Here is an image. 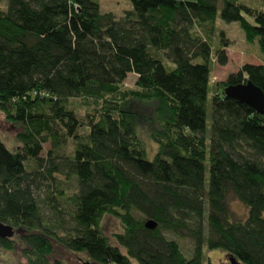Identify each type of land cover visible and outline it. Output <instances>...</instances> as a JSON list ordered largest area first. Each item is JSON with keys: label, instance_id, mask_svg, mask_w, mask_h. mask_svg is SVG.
<instances>
[{"label": "trees", "instance_id": "16d2710c", "mask_svg": "<svg viewBox=\"0 0 264 264\" xmlns=\"http://www.w3.org/2000/svg\"><path fill=\"white\" fill-rule=\"evenodd\" d=\"M130 2L118 16L99 0H0V111L19 128L15 150L0 135V222L21 229L30 264H62L55 243L94 264H204L206 249L264 264V115L225 94L249 80L264 91V61L212 82L229 59L220 20L264 51V0ZM129 73L135 87L124 86ZM154 102L149 157L134 105ZM68 140L73 150L54 155ZM55 174L75 177L76 192L51 185L40 198ZM231 195L245 219L232 216ZM105 215L122 223L116 245ZM167 233L192 240L193 254Z\"/></svg>", "mask_w": 264, "mask_h": 264}, {"label": "rangeland", "instance_id": "374dc122", "mask_svg": "<svg viewBox=\"0 0 264 264\" xmlns=\"http://www.w3.org/2000/svg\"><path fill=\"white\" fill-rule=\"evenodd\" d=\"M245 3L257 7L263 8V0H243ZM101 8L103 11H111L114 14L120 16L126 10L131 9L132 5L130 0H99ZM219 30H224L227 37L230 40V47L228 48V62L225 65H213L212 68V82H217L225 79L229 73L237 71L240 66L246 62L251 63H261L264 61V51H262L258 43L253 44L248 43L245 40L243 29L240 27L238 22L227 23L223 20L219 21ZM137 75L135 73H129L124 81L125 87H135ZM212 87V84H211ZM158 103L154 102L151 104H139L134 105L135 111L139 112V118L137 119V124L139 125V133L146 145L149 157H152L157 149L155 141L150 137L152 124L149 121L151 116L155 117L157 112ZM84 112V108H80V113ZM19 128L13 123L6 120L5 115L0 111V135L2 140L6 143L10 150H15L18 148V141L16 134ZM51 148V143L45 144V154L46 150ZM74 148V143L71 140L63 142L59 150L54 151V155H66L69 154ZM55 177L47 180L43 183V187L37 190L38 196L43 198L45 196V190L48 186H56L59 190L63 191L65 194H73L77 190V180L73 176H68L64 174H55ZM58 206H63L64 210L69 209L68 204L63 201H56ZM229 206L232 210V216L238 219H245L247 216L246 206L239 201L236 197L230 196L228 200ZM61 206V207H62ZM66 206V207H65ZM45 213L47 216H53V211L48 207L45 208ZM62 217L64 227L71 224V217L68 213L63 211L59 214ZM102 229L106 235H108L115 245L117 244L114 234L123 231V226L120 219L113 215H105L102 222ZM170 238L176 239L181 245L182 251L190 257L193 254L194 243L188 238H178L171 233H167ZM15 240V248L12 250L6 249L0 245V264H30L23 253V248L25 243L21 237V229H17L13 235ZM55 250L51 255V259H59L62 264H85L89 262L94 264L90 260L85 252H77L70 250L58 243H55ZM205 257L203 259L204 264H207V257L216 264H231L229 257L226 252L222 249H206Z\"/></svg>", "mask_w": 264, "mask_h": 264}, {"label": "water", "instance_id": "95a60500", "mask_svg": "<svg viewBox=\"0 0 264 264\" xmlns=\"http://www.w3.org/2000/svg\"><path fill=\"white\" fill-rule=\"evenodd\" d=\"M225 94L251 105L257 112L264 115V91L252 81L228 86L225 89ZM146 226L155 228L156 222L148 220ZM14 233L15 230L11 225L0 222V238L12 237ZM229 260L231 264H239L234 256H230ZM85 264L90 263L86 262Z\"/></svg>", "mask_w": 264, "mask_h": 264}]
</instances>
